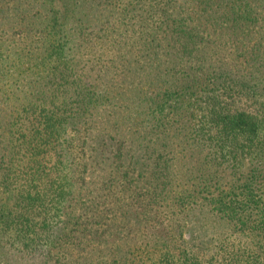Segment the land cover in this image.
<instances>
[{
  "label": "trees",
  "instance_id": "1",
  "mask_svg": "<svg viewBox=\"0 0 264 264\" xmlns=\"http://www.w3.org/2000/svg\"><path fill=\"white\" fill-rule=\"evenodd\" d=\"M0 264H264V0H0Z\"/></svg>",
  "mask_w": 264,
  "mask_h": 264
}]
</instances>
